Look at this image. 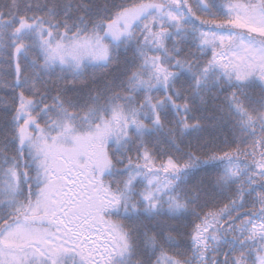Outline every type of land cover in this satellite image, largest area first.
<instances>
[{"label":"snow or ice","instance_id":"6c2138e0","mask_svg":"<svg viewBox=\"0 0 264 264\" xmlns=\"http://www.w3.org/2000/svg\"><path fill=\"white\" fill-rule=\"evenodd\" d=\"M0 93V264H264V0H0Z\"/></svg>","mask_w":264,"mask_h":264},{"label":"trees","instance_id":"16d2710c","mask_svg":"<svg viewBox=\"0 0 264 264\" xmlns=\"http://www.w3.org/2000/svg\"><path fill=\"white\" fill-rule=\"evenodd\" d=\"M117 2H122V0H117ZM0 95H4V93H0ZM222 201V203H227V199H224L223 197H218Z\"/></svg>","mask_w":264,"mask_h":264}]
</instances>
